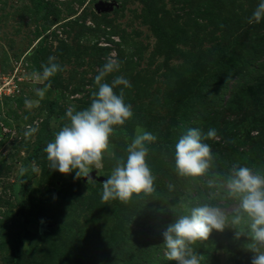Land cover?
<instances>
[{
  "label": "rangeland",
  "instance_id": "obj_1",
  "mask_svg": "<svg viewBox=\"0 0 264 264\" xmlns=\"http://www.w3.org/2000/svg\"><path fill=\"white\" fill-rule=\"evenodd\" d=\"M40 2L41 11L34 0H0V264H176L166 257L163 233L187 207L217 200L231 213L238 203H226L223 189L209 188L208 179L237 163L264 171V18L248 22L261 0ZM49 57L61 70L41 98L30 74L42 72ZM109 57L120 68L104 82L117 76L130 82L114 91L123 90L133 115L114 126L102 167L77 178L49 168L45 151L31 157L39 136L48 134V144L69 123V109L90 106ZM228 79L223 104L231 108L213 121L202 103ZM243 101L249 115L233 133L225 124L240 121ZM29 126L37 131L26 136ZM190 129H200L212 149L203 177L175 170V145ZM212 129L215 137L206 138ZM144 131L157 137L146 145L155 191L127 203L104 201L103 183ZM244 230V224L213 230L192 250L200 264H251L249 238L235 237Z\"/></svg>",
  "mask_w": 264,
  "mask_h": 264
},
{
  "label": "clouds",
  "instance_id": "obj_2",
  "mask_svg": "<svg viewBox=\"0 0 264 264\" xmlns=\"http://www.w3.org/2000/svg\"><path fill=\"white\" fill-rule=\"evenodd\" d=\"M264 18V0L254 10L249 23H259ZM42 72H33L30 78L41 87L36 94L43 98L51 87L45 83L60 71L55 57H49L48 63L42 65ZM120 68V62L114 57L107 58L103 68L95 77L97 91L92 93L90 106L75 111L69 109L66 117L69 123L64 125L49 142L44 151L47 154L49 168L67 175L75 171V176L90 177L93 167H102L104 154L109 152V138L114 126L123 125L133 112L131 106L124 102L123 90L118 95L114 88L118 85L131 87L130 82L120 76L111 84L104 82L105 77ZM27 107L32 106L26 100ZM37 131L29 126L26 136ZM216 132L209 130L206 138H214ZM157 137L151 132L137 134L127 148L126 161H117L108 179L103 183L102 199H118L127 203L133 194H151L155 191V177L146 161L147 144L154 143ZM111 155V153L109 152ZM211 147L202 140L200 129H190L175 145V170L181 177L198 178L207 175L213 164ZM38 170L33 167V171ZM27 171L23 166L20 173ZM211 189H223L224 198L238 201L231 213L209 203L186 208V213L170 224L163 233L166 257L176 264H200L199 256L193 252L191 245L207 241L213 230L223 232L228 226L246 225V230L236 231L235 237L246 236L250 240L249 250L254 253L251 264H264V171L253 170L247 166L233 164L228 173L221 176L214 173L208 179ZM173 186L169 185V189ZM220 195L216 191L211 195L215 199Z\"/></svg>",
  "mask_w": 264,
  "mask_h": 264
},
{
  "label": "trees",
  "instance_id": "obj_3",
  "mask_svg": "<svg viewBox=\"0 0 264 264\" xmlns=\"http://www.w3.org/2000/svg\"><path fill=\"white\" fill-rule=\"evenodd\" d=\"M34 5L35 7L37 8V10L41 11L44 9V6L43 4L40 2V0H34ZM230 80H225V81H221L223 82L222 84V87H219L216 89L215 93H213L211 96V98H209L208 100H205L203 103H202V110H203V113H205V116L208 117L209 119L213 120V121H217L219 122V119L222 120V119H225V115L223 116V113L225 112V109L223 111V108L224 107H229L231 108V105L232 104H228V105H225V103L223 104L224 102V96L226 95V89L228 87L227 83L229 82ZM45 83H49L48 81H46ZM238 95V92H236V96ZM237 99H235L236 101ZM248 101H243L242 103V106H240L239 109H237L236 112H240L241 113V119L240 121H238L237 119L233 120V121H226V128L227 129H231L233 133H238L237 130L238 128L241 126L242 122L245 121V119L248 118V115L244 108L246 106ZM233 106H234V103H233ZM236 107V106H235ZM243 113V114H242ZM47 130V127L45 128V131ZM49 138V135L48 134H45L44 136H39L38 138V142L33 150V154L31 157H36L38 156L42 151H44L45 147L47 146V140ZM238 165L241 166V164L237 163ZM224 199V198H222ZM224 201L226 203H229L230 200L228 199H224ZM217 203V200H213L211 201L209 204H212V205H216ZM132 224H135L134 221H131ZM157 238L159 239H162V236H157ZM22 241V237L18 238V241H17V246L19 245V243H21Z\"/></svg>",
  "mask_w": 264,
  "mask_h": 264
}]
</instances>
